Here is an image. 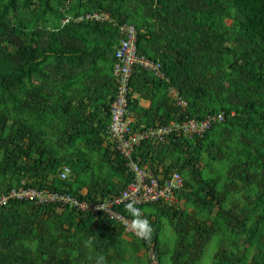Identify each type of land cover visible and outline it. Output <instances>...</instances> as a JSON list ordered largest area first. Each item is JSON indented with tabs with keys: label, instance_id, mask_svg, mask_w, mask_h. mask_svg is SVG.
<instances>
[{
	"label": "trees",
	"instance_id": "16d2710c",
	"mask_svg": "<svg viewBox=\"0 0 264 264\" xmlns=\"http://www.w3.org/2000/svg\"><path fill=\"white\" fill-rule=\"evenodd\" d=\"M68 1L0 0V195L25 181L105 199L131 182L108 127L123 38L116 23L132 24L139 54L164 72L135 66L134 129L226 114L204 137L173 134L134 153L184 180L176 205L137 206L152 224L161 263L201 264L218 237L214 264H264V0ZM99 10L114 23H64ZM172 88L186 106L176 104ZM65 164L68 179L59 176ZM184 200L192 212L179 206ZM126 206L120 210L132 217ZM153 215L173 226V247L162 242ZM124 233L102 215L11 200L0 207V264H128V246L147 241L128 244Z\"/></svg>",
	"mask_w": 264,
	"mask_h": 264
},
{
	"label": "built area",
	"instance_id": "2783aa9c",
	"mask_svg": "<svg viewBox=\"0 0 264 264\" xmlns=\"http://www.w3.org/2000/svg\"><path fill=\"white\" fill-rule=\"evenodd\" d=\"M70 0L67 2L69 3ZM84 20L92 22H113L110 12L99 10L76 17L67 16L64 23L70 21L82 22ZM123 38L120 41L115 53V64L113 75L116 81V95L111 104V122L108 127V135L117 153L126 159L128 170L132 173L131 182L119 193L113 194L105 199H86L71 194L68 191H57L49 188H39L28 186L23 181L19 186L11 188L8 192L0 195V207L8 204L11 200L31 201L37 205L56 204L59 207L68 206L76 208L82 212H90L95 216H105L116 221L123 226L127 235L136 237L131 224L133 217L123 213L120 208L127 205L130 200L138 201L136 206H143L150 203H160L176 205L179 203V193L184 187V180L181 173L173 169L169 175H165L162 168L155 171L149 164H143L140 158H136L134 153L145 141L154 143L166 142L173 134L179 136L204 135L215 123L225 120V112L208 115L203 120L196 118L187 119L183 122L172 121L167 125L157 127L141 126L133 128V117L129 112L130 82L136 65L154 72L158 77H164L162 64L146 55H140L137 47L138 31L135 25L124 23L118 24ZM176 104L186 106L187 101L175 88L170 90ZM71 171L69 164H65L59 174L65 179ZM146 240V252L150 264H162L157 249L156 241Z\"/></svg>",
	"mask_w": 264,
	"mask_h": 264
},
{
	"label": "rangeland",
	"instance_id": "374dc122",
	"mask_svg": "<svg viewBox=\"0 0 264 264\" xmlns=\"http://www.w3.org/2000/svg\"><path fill=\"white\" fill-rule=\"evenodd\" d=\"M226 23L228 25H231L233 23V20L231 18L226 19ZM202 167L204 166V163H201ZM207 173V172H206ZM207 175V174H206ZM179 206L182 209H186L187 211L192 212L193 206L188 204L185 200L181 201ZM159 219H161L159 223ZM152 221L156 225L157 228H160V234H161V240L162 242H166L167 244L173 245L176 242V234L174 231L173 226L169 222V220L166 217H159L157 219V215H153ZM124 237L127 240L126 243L130 244L134 241L135 238H133L130 235H127L124 233ZM137 240V239H136ZM218 250V237L213 238V240L207 245V248L205 250V253L203 255V259L201 261V264H214V257ZM126 259H128V264H147L148 263V255L146 252V248L144 247H138L137 250H135V246H128V253H126Z\"/></svg>",
	"mask_w": 264,
	"mask_h": 264
},
{
	"label": "clouds",
	"instance_id": "9594fccd",
	"mask_svg": "<svg viewBox=\"0 0 264 264\" xmlns=\"http://www.w3.org/2000/svg\"><path fill=\"white\" fill-rule=\"evenodd\" d=\"M138 201L130 200L127 204V210L133 217L131 224L132 229L135 231V235L140 239L150 238L153 227L149 219L141 213V210L136 206Z\"/></svg>",
	"mask_w": 264,
	"mask_h": 264
},
{
	"label": "crops",
	"instance_id": "0c3cea01",
	"mask_svg": "<svg viewBox=\"0 0 264 264\" xmlns=\"http://www.w3.org/2000/svg\"><path fill=\"white\" fill-rule=\"evenodd\" d=\"M142 104L148 106V105L150 104V102H149V101H146V100H143V101H142ZM82 193H83V194H86V193H87V188H84V189L82 190Z\"/></svg>",
	"mask_w": 264,
	"mask_h": 264
},
{
	"label": "bare ground",
	"instance_id": "6f19581e",
	"mask_svg": "<svg viewBox=\"0 0 264 264\" xmlns=\"http://www.w3.org/2000/svg\"><path fill=\"white\" fill-rule=\"evenodd\" d=\"M70 175H71V171H70V173L68 174V176L65 178V179H68L69 177H70ZM63 179V178H62ZM83 194V193H82ZM83 195H85V194H83ZM76 196H79V197H81L80 195H76ZM82 198V197H81ZM126 234V233H125Z\"/></svg>",
	"mask_w": 264,
	"mask_h": 264
}]
</instances>
